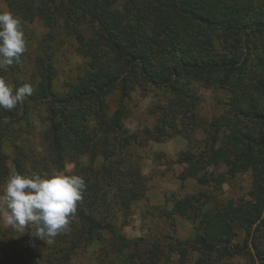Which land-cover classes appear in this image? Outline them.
<instances>
[{
    "label": "trees",
    "instance_id": "trees-1",
    "mask_svg": "<svg viewBox=\"0 0 264 264\" xmlns=\"http://www.w3.org/2000/svg\"><path fill=\"white\" fill-rule=\"evenodd\" d=\"M1 4L6 9L0 12L19 18L24 35L27 24L35 20L43 22L49 33L32 62L34 80L12 83L14 89L30 83L32 96L11 111L0 108V123L29 120L33 106L44 105L46 139L59 165L68 148L78 155H96L101 147L108 158L112 136L122 138L121 147L138 139L124 125L137 89L163 91L165 104L158 107L163 111L162 124V120L167 123L165 115L175 121L184 110L193 111L195 83L214 87L227 94V108L212 124V148L202 157L182 158L188 167L181 180L198 178L206 165H225L231 178L251 173L252 188L248 198L219 203L213 209H205L210 198L199 194L177 201L173 211L198 220L199 227L193 240L172 242L171 252L182 254L180 262L183 254L199 252L201 258L192 264H207L214 253L234 250L240 232L252 237L253 243L260 232L259 239L264 236V0H0ZM66 42L73 43L84 67L75 81L58 90L57 55ZM16 67L19 64L10 66ZM114 94L117 105L111 112L108 99ZM92 123L94 132L105 136L100 146L92 137ZM154 128H145L147 139L169 137L162 126ZM1 148L0 144V178L5 170ZM139 182L140 178L122 190L127 194L126 206L143 195ZM97 188L90 182L87 192L95 194ZM83 197L76 212L83 227L76 236L98 239L102 236L96 225L102 226L87 209H93L103 195L95 200L91 195L85 203Z\"/></svg>",
    "mask_w": 264,
    "mask_h": 264
},
{
    "label": "rangeland",
    "instance_id": "rangeland-1",
    "mask_svg": "<svg viewBox=\"0 0 264 264\" xmlns=\"http://www.w3.org/2000/svg\"><path fill=\"white\" fill-rule=\"evenodd\" d=\"M4 6L1 4L0 8L4 10ZM48 33L44 23L39 20L27 24L24 35L26 51L22 54L19 68H0V77L10 85L15 79L33 81L35 71L32 62L43 37ZM73 46L72 42L59 46L56 62L58 90L83 73L84 59ZM193 86L195 97L190 103L193 111L188 113L184 110L175 121L165 115L167 123L162 120V124L159 115L163 117V111L158 107L165 104L163 91L157 88L137 89L129 103L124 125L128 133L137 135L138 139L123 143L121 147L119 143L123 141L122 138L118 136L114 139L112 136L108 143L111 152L108 158L101 147L96 155H78L68 148L64 163L59 165L46 139L48 113L44 105L33 106L29 120H5L0 123V144L5 156L0 187L13 173L36 172L46 176L63 172L83 177L86 185L90 182L99 185L95 194L87 192L86 188L83 203L91 195L94 200L96 196L103 195V200H98L93 209H87V214L102 226L96 225L102 236L98 239H78L83 224L76 214L67 229L59 233L50 245L34 235L35 225L28 226L24 233H20L0 222V264H183L185 261L184 264H192L201 258L199 252H190L183 254L180 262L182 254L171 252L172 242L193 240L199 227L198 220L175 213V203L189 195L199 194L210 198L205 209H213L219 203L248 198L252 174L231 178L227 166L206 165L205 169L200 170L198 178L181 180L182 173L188 167L181 162L182 158L187 154L202 157L212 148V124L227 108L226 93L201 83ZM108 100L113 112L117 95ZM158 125L165 128L169 137H163L160 141L147 139L143 133L145 128L152 129ZM91 131L95 145L100 146L105 136L94 132L93 123ZM223 138L222 134L218 146L223 143ZM15 162L22 172H18ZM139 178L143 195L126 206L125 200L128 198L122 190ZM221 179L224 180L222 185L219 184ZM201 199L205 200L203 197ZM260 236L261 232L253 243L252 237L240 232V236L233 241L235 251L230 248L222 254L214 253L212 260L207 259V264H264V236L259 239ZM73 245L76 247L70 249Z\"/></svg>",
    "mask_w": 264,
    "mask_h": 264
},
{
    "label": "clouds",
    "instance_id": "clouds-1",
    "mask_svg": "<svg viewBox=\"0 0 264 264\" xmlns=\"http://www.w3.org/2000/svg\"><path fill=\"white\" fill-rule=\"evenodd\" d=\"M25 51L21 21L11 12H0V68L18 65ZM33 92L30 83L14 89L0 77V108L11 111ZM86 188L79 175L13 173L0 187V222L20 233L35 225L34 235L50 245L67 229Z\"/></svg>",
    "mask_w": 264,
    "mask_h": 264
}]
</instances>
